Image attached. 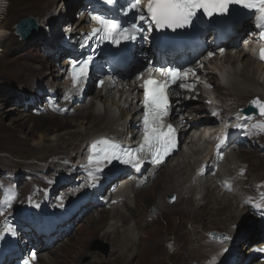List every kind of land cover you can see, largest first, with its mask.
Here are the masks:
<instances>
[{
    "label": "bare ground",
    "instance_id": "6f19581e",
    "mask_svg": "<svg viewBox=\"0 0 264 264\" xmlns=\"http://www.w3.org/2000/svg\"><path fill=\"white\" fill-rule=\"evenodd\" d=\"M42 1V5H44L43 11H45L47 8L51 7V5H55L58 0ZM71 1L72 0H69L67 3L70 4ZM75 1L77 2L76 6L79 7L78 9L80 12L83 6V0ZM6 8L5 0H0V52L3 51V43L12 34L6 29L5 22H3L8 15ZM48 14L49 12L46 14L43 13L37 17L38 24L40 20V27H44V25L48 23H51L52 26L51 31L49 30L45 35V37L48 36L49 41L44 40L42 46L46 48H55L61 55H68V51L59 48V42L63 33H61V31L59 33L56 29L60 23L57 25V21L54 23L50 22ZM77 17L76 23L83 26L87 20L85 13L79 14ZM70 20H72V18H69L68 21ZM233 51L234 53H232ZM12 64H14L13 61L9 62L8 65ZM43 65L44 67L46 66L45 64H41V66ZM39 68V66L35 67L34 71H37ZM211 69L214 70L215 74H206V76L210 82L216 83L214 84V89L208 91L205 99L211 101L214 105L217 104L219 99L222 100V105L219 106H223L230 100H232L231 105L237 104L240 101L246 103V101L253 96L264 99V68L260 63L256 62L245 49L239 50L231 48L227 50L224 58L216 57L212 61ZM47 74L48 73L45 72L43 77L47 78ZM56 75L57 80L53 84L56 83L55 88L58 90V80H60L63 75L59 73V71ZM88 85H91L90 82L87 84V88ZM217 88L225 92L222 96L220 95L221 97L215 96L219 93L215 91ZM37 90L40 89L38 88L36 91ZM135 91L136 85L133 77L127 81L115 80V86H111L110 83L105 84L100 90L96 91L95 94L91 95L92 98L89 99L84 97V101L80 106H75L73 114L76 116L72 117V119L58 122V119L64 120L61 118L62 115H57L55 117L47 116L46 118L50 119L49 125L52 126L49 127L50 130L54 126L57 127V123H59V127H67V131H63L61 135L40 134L34 146L38 151L45 148L51 151L67 149L66 155H64L65 151H63L64 154L63 152L54 153L53 157L50 155L52 160L48 164L49 167L58 170V173L62 174L63 171L67 170L65 167L67 160H72L73 158L74 161L76 154L82 150V146L85 142L99 134H119V128L124 125H128L127 130L130 129L129 125L134 124L136 121L135 116L138 114V107L133 102ZM176 99L178 100L176 106L182 107L184 102L181 98ZM202 106L201 103L196 102L189 106L191 109L186 108L180 110L179 113L186 114L184 117H181L185 119L184 124L192 123L195 120V115L204 113L201 110L194 109ZM228 107L232 109L230 112L237 111V109L232 108V106ZM191 113L192 116L188 119L187 117ZM175 114L176 113H174V115ZM88 118H91L94 123L91 122V124L87 122ZM262 118H264V116ZM54 119H57V122L56 120L54 121ZM205 123L206 122L203 123V127L199 128L200 130L198 129L200 132L198 135L195 133L197 130L192 131V134L196 136L195 139L188 142L183 140V152H180L178 155H173L172 158H168L165 164L160 168V170L164 168V173L161 176V182L158 183L157 189H154L149 195H142L143 192L147 191L150 185H155L162 170L155 178L149 181L151 183L148 182L142 188L128 186L124 187L117 194L115 193L112 198H121V201L113 205L109 210L102 209L101 211L103 212H99L100 214L94 218L93 223L87 227L88 229L86 228L84 232H81L80 237L76 238L75 242H72L71 250L67 249V251L63 253H57L56 251H58V249L54 247L55 245L49 248V246H43L42 242H40L38 246L39 259L37 264H76L81 253V248L85 247L88 238L98 234L112 245L111 257L106 259L94 257L91 264H187L190 257L198 259L200 264H206L207 262L219 264L224 261L223 257L225 256H222V248L226 246L225 242L228 243L229 241L233 242V244L227 245V247L231 246L232 255L234 256L232 264H244L243 259L246 255H243V253L241 255L238 247L240 246V242L244 245L249 239V236L246 231L242 234L238 233L235 235L238 229L233 227V225L239 221L245 222V220L253 223L252 225L254 226L256 225L255 219L251 217V214L248 213L247 208L243 205V199H245L247 195H251L253 191H251V186L247 189L243 187L244 185L254 184L257 179L254 181L249 180L250 182L244 181V177L235 179L232 191L238 187L240 192L233 193L222 191L217 180L212 177L205 176L203 178H198L195 176L193 165L199 163L200 156L205 152L203 143L207 142L212 135V124L211 128L207 127L206 129V127H204L206 125ZM45 124L47 125V121ZM68 146L70 149H68ZM236 149L239 148H231L227 153L219 169L220 176L222 174H227L235 178L238 176V171L244 168L245 165H243V162L245 161L241 160V158L247 159L246 153L243 152L240 154V152H238L239 154H237ZM59 154L60 156H57ZM255 164V169H260L262 174L264 172V164L261 162H256ZM45 167L41 168L45 169ZM14 173L20 172H16L15 170ZM193 180L194 182L192 183ZM246 180L248 181V179ZM194 184H196L195 189H198V192L195 194ZM66 185H60V187H66L60 188L63 189L64 193L69 189L71 182ZM171 192L176 195V201L175 204L169 205L167 204L168 202L165 203V196ZM131 194L133 196H131ZM201 200H203L204 203H199ZM152 205H155L157 211L153 215V223L151 222L152 224H148L145 222L144 217L148 214V208ZM95 211L96 210H94V212ZM76 215L77 213L70 220L72 221L75 219ZM89 215L90 214L85 213L82 218L88 217ZM190 217L193 218H191V222L195 224L197 220H213L215 223V227L213 226V228L216 229L220 226V231H223V241L212 240L209 245V243L205 241V238L201 236L202 234H200L199 230L193 227V229L191 228L192 231L186 233L183 230L182 224L178 222L175 224L173 223V221L179 218L188 221ZM107 218L109 221H107L106 225L102 226L98 223ZM162 222L165 223V227L159 226ZM196 226L202 228L203 224L197 222ZM210 230L213 229H209V231ZM225 237L228 239H225ZM236 237H239L237 245L234 243ZM37 240H40L39 237H37ZM65 240L67 241L68 238ZM23 241L25 242L26 238L20 239L21 243ZM33 242L35 241L33 240ZM206 242L208 244H205ZM262 242L263 241H259L257 244H261ZM166 243L173 245V250L171 252H165L166 250L160 251V248ZM254 243L255 242H253V244ZM251 245L252 244L247 247L244 253L249 252V247ZM61 246H63V244H61ZM132 253L136 255V260L130 263L129 259ZM257 261L253 264H264V262Z\"/></svg>",
    "mask_w": 264,
    "mask_h": 264
},
{
    "label": "rangeland",
    "instance_id": "374dc122",
    "mask_svg": "<svg viewBox=\"0 0 264 264\" xmlns=\"http://www.w3.org/2000/svg\"><path fill=\"white\" fill-rule=\"evenodd\" d=\"M5 2H6V7H7L6 9L8 11V15L3 20V22H5L6 29L10 31L12 34L3 43L4 45L2 46L3 51L0 52V174L5 173V172L14 173L15 170L16 172L27 171L28 169H33V168L40 169L41 171H46L49 173L50 171H52V168L49 167L48 164L52 160L51 158L54 156V153L56 154V153L65 151V154L64 152L63 154L66 155L68 150L66 149V150L51 151L48 148H45V149H41L40 151H38L37 148L34 146V143L38 141L40 134L41 135L43 134H60L61 135L63 131H67L66 129L67 127H59V123H57V127L54 126L50 130L49 127H52L51 125H49L50 119L46 117L47 116L55 117L57 116V114L56 115H33L31 113V108L26 110L23 107V105H21L17 101H19V99L22 98L23 95H34V92H36V89L38 88L44 90L48 87L56 86V83L55 84L53 83L56 82V79H57L56 74L59 71V68H57L58 60L54 59L51 54L50 55L47 54L45 52V48L42 46L44 40L49 41L48 36L45 37V35L49 32L51 23L45 24L44 27L39 26V28L34 33V35L28 40H24V41L20 40V38L14 33L13 26L21 18L32 16L37 19V17H39L43 13L46 14L48 12H49L48 15L50 18V22L54 23L55 21H57V25H58V23H60L58 20L61 19L63 21L62 19L63 13H65V17H68V15L73 13L74 18H75L76 13H78L79 15V9H77L78 8L76 6L77 2L75 0H72L70 4L67 3L69 2V0H58L55 5H51V7L47 8V10L45 11H43L44 5H42L43 4L42 0L41 1L40 0H5ZM68 23L71 24L72 22L70 21ZM39 25H40V20H39ZM58 31L60 33L59 29ZM59 55L63 56L60 53ZM11 61H13L14 64L8 65L9 62ZM41 64H45L46 66L45 67L44 65L41 66ZM38 66L41 68V70L39 68L37 69V71H34L35 67H38ZM45 72L48 73L47 78L43 77V74H45ZM92 88H93V83L89 85L87 92L85 94V96L89 99L92 98L91 96L92 94H95V92L98 91V90L92 91ZM215 91L219 92L215 95L217 97H221L225 93L222 90L220 91L218 88ZM251 98H249L246 101V103ZM261 100H264V99H261ZM219 101L221 102L220 105H222V100L219 99ZM231 101L232 100L225 103L224 107L228 108V106H231V103H232ZM246 103H243L242 101H240L239 103L234 104L232 108L243 107L246 105ZM74 116L76 115L75 114H72V115L70 114V115H65V116L62 115L61 118H63L64 120L58 119V122L72 119V117ZM259 117L261 118L263 116H259ZM262 119H257L256 121L257 126L258 125H260V127L264 126V120ZM55 120L57 122V119H54V121ZM46 121H47V125L45 124ZM87 122L94 123L91 118H88ZM257 138H258V142L255 148L247 147V148H242V149L240 148L236 149L237 154H239L238 152H240V154L245 152L247 156V159L241 158V160L245 161L243 162V165H245L244 168H247L245 176H244V181L250 182L251 180L254 181L255 179H257V181L254 182V184L252 185L250 184H248L247 186L244 185L243 187L244 189H247L249 186H251V191L254 188L264 189V172L261 174L260 169H257V170L255 169L256 162H259V163L261 162L262 164H264V158H263L264 156V136L259 134ZM182 147H183V144L181 145L180 151L177 152V155L180 152L181 153L183 152ZM68 149H70V147ZM57 156H60V154ZM41 167H45V169H42ZM194 168H195V165H193V170ZM161 170H162L161 175L158 181L155 183V185L154 186L150 185L147 191L143 192L142 195H149L150 193H152L154 189H157L158 183L161 182V178H162L161 176L164 173V168ZM161 170L158 171L157 175L159 174ZM246 179H248V181ZM32 182L33 181H30L29 184H31ZM193 182L194 180L192 181V183ZM195 187H196V184H194V194L198 192V189H195ZM232 192L239 193L240 190L237 187ZM170 195L174 196V199L172 202H169L167 199V197ZM131 196L133 195L131 194ZM175 201H176V195L173 192L168 193L165 196V203L168 202L167 204L171 205V204H175ZM199 203H204V201L201 200ZM106 210H109V209H106ZM156 211L157 210L155 208V205H152L151 207L148 208V214L145 215L144 217V220L146 223L148 224L153 223L152 218ZM95 212L94 210H92V212L90 213L88 217H86L84 220H81V222L77 223L78 226L75 224L73 226L71 233L67 237H64L61 239L59 238L53 242V246L55 245L54 247L55 248L57 247L58 249V251H56L57 253H63L64 251H67V249L71 250L72 242H75L76 238L80 237V233L84 232V230L93 223L94 218L97 217L103 211L96 210ZM92 214H95V215H92ZM191 218L192 217H190L188 221L184 220L183 218H179L173 221V223L175 224L176 222H178L182 224L183 230L186 233L192 231L193 227L196 230H199L200 234H202L201 236L205 238V241H207L209 245L212 242V240L207 236V232L209 231V229H213L210 231H216L221 234L223 232V231H220L221 230L220 226L217 227L216 229L213 228V226L215 227L214 225L215 223L213 220H209V221H207L206 219H203L200 221L197 220L196 224L197 222H200L203 224V227L200 228L199 226H196L195 223L191 222L193 219ZM107 221H109L108 218L98 223L103 226V225H106ZM240 222L241 221H239L236 224L239 225ZM236 224H234L233 227H235ZM159 226L165 227V223L162 222ZM67 238L68 240L66 241L65 239ZM207 242L205 244H208ZM249 243H252V242H249ZM61 244H63V246H61ZM237 244H238V241H237ZM239 245H240L238 247L239 250L242 251L243 255H245L246 254V252L244 253L245 245L243 246L242 243H240ZM111 246L112 245L110 244V242H108L106 239H103L100 234L93 235L92 237L88 238V240L86 241V245H85L86 248L85 247L81 248V253H80L79 259L77 260L76 264H91V262L94 260V257H98L102 259L110 258L111 257L110 254L112 251ZM172 250H173V245L170 243H166L162 246V248H160V251H165V252H171ZM133 254L134 253L130 255V259H129L130 263L136 260L135 259L136 255H133ZM207 261H208V258H207ZM256 261L257 260L253 258H249L246 261H245V258L243 259L244 264H253V263H256ZM257 262H261V261H257ZM187 264H200V263L198 259L194 257H190L188 259ZM206 264H212V262H209V263L207 262Z\"/></svg>",
    "mask_w": 264,
    "mask_h": 264
},
{
    "label": "snow or ice",
    "instance_id": "6c2138e0",
    "mask_svg": "<svg viewBox=\"0 0 264 264\" xmlns=\"http://www.w3.org/2000/svg\"><path fill=\"white\" fill-rule=\"evenodd\" d=\"M233 4L242 5L247 9L258 12L260 14L258 20L264 22V0H147L146 10L149 30L152 25H155L157 29L168 28L172 30L190 27L201 10L202 14L207 17L215 15L226 18V14L230 15V5ZM140 7V0H136L135 3H131L129 0L130 9L140 10ZM93 19L101 25V27L93 30L94 34H99L101 40H110L117 45L121 41L135 40L137 34L143 31L137 23L122 26L120 21L106 19L103 16H94ZM145 19V15L140 12L139 20L144 21ZM258 27L264 28V23L258 24ZM261 38L264 39V33H262ZM209 55H212V53H209ZM260 58L264 60V48L260 49ZM90 60L91 57H88L80 61L79 64L73 65L74 85L78 86L81 79L87 78ZM189 72H194V70L184 69L181 72L177 67H169L161 73L167 79L149 78L143 81L140 87L144 90V134L140 144L135 148H122L120 145L111 143L106 139L94 143L92 145L93 154L89 157V163H94L96 167L88 172L90 179L95 180L103 171L100 167L103 163L111 164L113 161H117L124 165H130L139 171L146 160L150 159L151 163L156 165L164 162L165 157L170 154L176 144L175 129L171 124H165L163 121V118L171 111L167 92L171 85L178 82H180V88H190V85L181 82ZM137 78L139 79L140 76ZM100 83L103 84V81H100ZM252 104L259 108L261 115H264V103L259 98L253 100ZM256 126L253 125V127ZM224 143V139H221L217 149L219 150ZM100 144L105 147L98 150ZM8 203H10V200ZM256 206L264 207V204ZM8 231L15 235V231L11 226H9ZM225 239L228 238L225 237ZM24 264H29V262L25 261Z\"/></svg>",
    "mask_w": 264,
    "mask_h": 264
},
{
    "label": "water",
    "instance_id": "95a60500",
    "mask_svg": "<svg viewBox=\"0 0 264 264\" xmlns=\"http://www.w3.org/2000/svg\"><path fill=\"white\" fill-rule=\"evenodd\" d=\"M13 28H14V33L20 38V40H28L37 31V29L39 28V24H38V21L36 18H34L32 16H28L25 18H21L19 21H17L14 24ZM257 98L258 97L251 98L248 101L247 105L245 107L240 108L239 110L244 114L253 113V114L261 115L259 108L252 104V101L257 99ZM261 102L264 103V101H261ZM167 199L169 201H172L173 196L171 195V196L167 197ZM207 236L211 240L222 241L224 239V234L218 233L216 231H208Z\"/></svg>",
    "mask_w": 264,
    "mask_h": 264
},
{
    "label": "trees",
    "instance_id": "16d2710c",
    "mask_svg": "<svg viewBox=\"0 0 264 264\" xmlns=\"http://www.w3.org/2000/svg\"><path fill=\"white\" fill-rule=\"evenodd\" d=\"M70 16H71V17H73V16H74V14L72 13V14H70Z\"/></svg>",
    "mask_w": 264,
    "mask_h": 264
},
{
    "label": "clouds",
    "instance_id": "9594fccd",
    "mask_svg": "<svg viewBox=\"0 0 264 264\" xmlns=\"http://www.w3.org/2000/svg\"><path fill=\"white\" fill-rule=\"evenodd\" d=\"M37 264V263H36Z\"/></svg>",
    "mask_w": 264,
    "mask_h": 264
}]
</instances>
